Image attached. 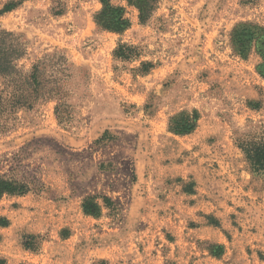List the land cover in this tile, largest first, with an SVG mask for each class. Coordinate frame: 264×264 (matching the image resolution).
<instances>
[{
  "label": "rangeland",
  "instance_id": "obj_1",
  "mask_svg": "<svg viewBox=\"0 0 264 264\" xmlns=\"http://www.w3.org/2000/svg\"><path fill=\"white\" fill-rule=\"evenodd\" d=\"M13 2L20 65L59 53L76 73L67 125L49 102L0 132V175L46 188L0 199V264H264V175L237 145L264 128V0H161L146 25L113 0L124 33L96 25L99 0ZM183 116L194 130L174 133Z\"/></svg>",
  "mask_w": 264,
  "mask_h": 264
},
{
  "label": "trees",
  "instance_id": "obj_2",
  "mask_svg": "<svg viewBox=\"0 0 264 264\" xmlns=\"http://www.w3.org/2000/svg\"><path fill=\"white\" fill-rule=\"evenodd\" d=\"M23 1V0H22ZM113 0H99L101 11L95 16V23L103 30L124 33L132 27L127 17L126 8L116 6ZM139 12L141 25H146L154 16L161 0H122ZM22 2L7 4L0 15L10 13ZM246 36H244L245 38ZM242 39V38H241ZM235 31V44L239 43ZM237 42V43H236ZM247 43V42H246ZM245 54L246 47H242ZM241 52V53H242ZM28 55V45L22 36L0 28V132L6 133L18 122L21 111H32L36 107L56 102V115L62 125L70 121L65 111H70L67 104L69 80L75 77V67L64 54L45 55L42 59L26 69L20 65ZM140 47L119 44L114 57L122 61H140ZM156 65L152 62H141L140 73L149 74ZM195 118H198L195 113ZM192 119L183 116L173 121L172 131L185 134L194 130ZM237 145L244 153L252 171L264 175V128L258 134H244L237 138ZM16 162L21 154L15 156ZM13 169L10 175H0V199L5 196L23 197L30 193L42 196L46 188L41 180L32 177L19 179ZM107 202H110L107 199Z\"/></svg>",
  "mask_w": 264,
  "mask_h": 264
}]
</instances>
